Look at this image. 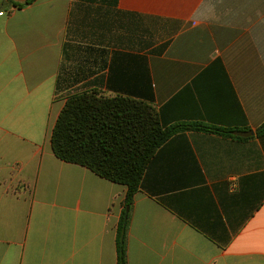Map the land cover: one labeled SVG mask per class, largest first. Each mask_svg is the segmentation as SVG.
Segmentation results:
<instances>
[{
  "label": "crops",
  "instance_id": "1",
  "mask_svg": "<svg viewBox=\"0 0 264 264\" xmlns=\"http://www.w3.org/2000/svg\"><path fill=\"white\" fill-rule=\"evenodd\" d=\"M0 0V264H117L127 187L58 159L67 100L153 105L184 131L130 211L128 264H264V0Z\"/></svg>",
  "mask_w": 264,
  "mask_h": 264
},
{
  "label": "trees",
  "instance_id": "2",
  "mask_svg": "<svg viewBox=\"0 0 264 264\" xmlns=\"http://www.w3.org/2000/svg\"><path fill=\"white\" fill-rule=\"evenodd\" d=\"M36 1L12 2L17 8H24ZM184 131L214 133L239 140L250 138L247 129L200 123L164 126L153 105L126 97L109 98L96 92L73 95L63 107L51 136L55 156L127 187L125 208L117 232V264H128L130 211L148 165L168 140ZM257 133H264V124Z\"/></svg>",
  "mask_w": 264,
  "mask_h": 264
}]
</instances>
